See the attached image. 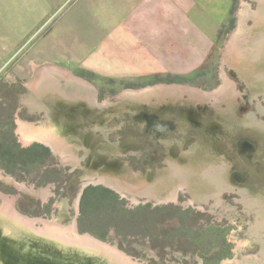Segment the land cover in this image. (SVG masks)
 Masks as SVG:
<instances>
[{
	"label": "water",
	"instance_id": "1",
	"mask_svg": "<svg viewBox=\"0 0 264 264\" xmlns=\"http://www.w3.org/2000/svg\"><path fill=\"white\" fill-rule=\"evenodd\" d=\"M241 2L245 20L230 44L232 66L248 90L235 91L223 71L218 89L152 85L124 89L113 101L96 102L97 90L53 64L31 65L37 75L23 92L30 110H44L54 92L47 121L17 120L25 143L51 145L59 159L80 167L81 148L92 165L79 176L74 206L62 202L52 219L17 212L0 193V264H146L93 238L77 226L83 189L110 187L135 202L148 196L157 204L196 205L238 225L227 236L236 241L233 259L222 264H264V0ZM81 168V167H80ZM0 179L29 198L45 201L53 184L31 190L0 172ZM113 241V240H112ZM198 264L202 262L198 256Z\"/></svg>",
	"mask_w": 264,
	"mask_h": 264
},
{
	"label": "rangeland",
	"instance_id": "2",
	"mask_svg": "<svg viewBox=\"0 0 264 264\" xmlns=\"http://www.w3.org/2000/svg\"><path fill=\"white\" fill-rule=\"evenodd\" d=\"M243 1L250 3V9H256V0ZM241 2L242 0L234 1V9L231 13L233 4L231 0L228 16L217 32L215 46L210 54L200 63L189 62L185 65H173L171 68L176 71L152 74L97 71L95 66L72 61L64 55L63 50L57 48V36L52 33L56 28L54 24L35 26L18 40L5 38L0 40V132L7 134L10 132L11 125L14 124L13 134L21 147L37 143L49 150V156L44 160L42 158H36L34 161L25 159L26 162L21 163L17 160L20 159L19 157L12 161L1 158L0 164L9 167L11 172L1 166L0 172L31 190L40 189L49 183L54 186L52 193L45 201L40 198L32 200L21 190L0 179V193L10 200L13 199L14 208L21 214L31 218L49 220L55 216L62 202L68 206L75 205L81 184L79 176H83L87 165L90 166L93 163V159L88 162V154L80 148L77 151V157L85 155L79 161L81 168L75 167L71 171V162L63 164L65 159H59V151L53 153L51 145L37 140L28 143L22 140L16 118L23 122L47 121L48 109H54V92H51L45 96L44 110H39V112L36 108L34 111L30 110V103L23 93L33 92L26 82L37 75L30 62L37 66L53 64L88 82L97 90V103L106 98L113 101L114 97L124 89H140L156 84L190 85L195 89L211 91L220 87L223 81V71L229 79L235 82V91L242 92L243 89L248 90V88L233 69L229 46L233 43L235 37L233 33L236 32V26L241 20L244 19L247 26L252 24L247 13L239 12ZM229 18L233 19L232 23L229 22ZM230 23L232 24L230 28L219 33L224 25L227 26ZM13 25L16 26V30L22 27L20 24H8L7 26L13 27ZM180 59L190 58H173L174 61ZM92 63L97 64L101 61L93 60ZM9 114L12 117H8ZM39 155L43 156L42 153ZM119 196L123 198L126 208H128V203H133L124 196L120 194ZM147 198L148 196L135 202V208L148 205L149 209L142 210L135 221L136 225L133 224L127 228L131 230L130 234L119 235L114 227H110L105 239L93 236L107 242L110 246L115 244V240L117 250L135 259H143L146 264H198L196 256L201 258L200 264H205L207 261L213 262L216 254L219 258L215 264H222L226 259H233L235 253L232 249L236 241L228 240L227 236L232 231L238 230V225L224 217L222 213L217 216L210 211L197 210L196 205L184 206L182 203L154 205L156 199L146 201ZM156 206L157 208L153 209ZM101 226L96 219L93 229L101 230ZM213 226H216L219 231H209V228ZM195 230H198V233ZM222 231L223 235L220 237ZM191 245L195 247V251H190Z\"/></svg>",
	"mask_w": 264,
	"mask_h": 264
},
{
	"label": "crops",
	"instance_id": "3",
	"mask_svg": "<svg viewBox=\"0 0 264 264\" xmlns=\"http://www.w3.org/2000/svg\"><path fill=\"white\" fill-rule=\"evenodd\" d=\"M230 7L231 0H0V40L54 24L57 48L97 71H176L210 54Z\"/></svg>",
	"mask_w": 264,
	"mask_h": 264
},
{
	"label": "trees",
	"instance_id": "4",
	"mask_svg": "<svg viewBox=\"0 0 264 264\" xmlns=\"http://www.w3.org/2000/svg\"><path fill=\"white\" fill-rule=\"evenodd\" d=\"M234 1L235 0H233L230 10L231 13L234 9ZM232 21L233 19L229 18V22L232 23ZM231 23L227 26L224 25L219 33L230 28L232 26ZM8 117H12V115L9 114ZM9 119L7 121H9ZM13 131L14 124L11 125L10 132L7 134L0 132V159L3 158L7 161H12V159H17L19 157L20 159L17 160H20L21 163L26 162L25 159H28L27 161H34L36 158H42V160L47 159L49 156V150L47 147L37 143L28 147H21L18 142H16ZM40 153H42V157L39 155ZM0 166L5 168L6 171H10V169H8L9 167L1 164ZM156 208L157 206L153 209ZM145 209H149V206H137L134 209L126 208L124 206L123 198H120L119 194L110 187L102 184H89L83 189L79 200L77 226L79 231L89 232L100 239L106 238L107 230L110 227H114L119 235H126L131 233V230H127V228L133 226V224L134 226L136 225L135 221L137 220L139 213ZM96 219H98L102 225L101 230L93 229V224ZM216 228V226H213V228L210 227L209 231H219V229ZM195 232L198 233V230H195ZM222 235L223 231L221 232L220 237ZM189 249L190 251H195L194 246ZM217 256L218 254L214 257L215 259L213 262L207 261L205 264L217 263V259L219 258V256Z\"/></svg>",
	"mask_w": 264,
	"mask_h": 264
},
{
	"label": "bare ground",
	"instance_id": "5",
	"mask_svg": "<svg viewBox=\"0 0 264 264\" xmlns=\"http://www.w3.org/2000/svg\"><path fill=\"white\" fill-rule=\"evenodd\" d=\"M222 74V73H221ZM222 76V75H221ZM223 79V78H222ZM215 89H217V88H215ZM23 185V184H22ZM25 186V185H24ZM12 201V203H13V199L11 200ZM16 210V209H15ZM17 211V210H16ZM17 212H19V211H17ZM20 213V212H19ZM24 215V214H23ZM25 216H27V215H25ZM29 217V216H28ZM93 238H95L94 236H92ZM95 239H97V238H95ZM97 240H99V239H97ZM101 241V240H100ZM102 242H104V241H102ZM105 243H107V242H105Z\"/></svg>",
	"mask_w": 264,
	"mask_h": 264
}]
</instances>
